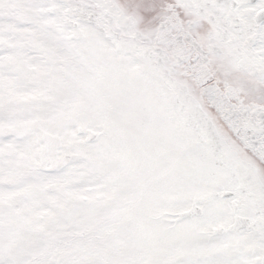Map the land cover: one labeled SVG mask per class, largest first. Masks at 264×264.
<instances>
[{
	"label": "snow or ice",
	"instance_id": "6c2138e0",
	"mask_svg": "<svg viewBox=\"0 0 264 264\" xmlns=\"http://www.w3.org/2000/svg\"><path fill=\"white\" fill-rule=\"evenodd\" d=\"M0 264H264V0H0Z\"/></svg>",
	"mask_w": 264,
	"mask_h": 264
}]
</instances>
